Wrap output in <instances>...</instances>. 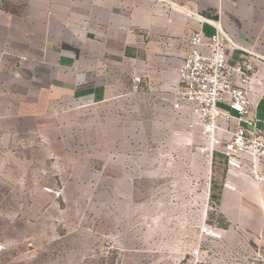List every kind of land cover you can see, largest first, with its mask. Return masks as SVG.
I'll return each instance as SVG.
<instances>
[{
	"label": "rangeland",
	"instance_id": "obj_1",
	"mask_svg": "<svg viewBox=\"0 0 264 264\" xmlns=\"http://www.w3.org/2000/svg\"><path fill=\"white\" fill-rule=\"evenodd\" d=\"M0 0V264H264L213 204L200 129L151 96L74 100L5 48Z\"/></svg>",
	"mask_w": 264,
	"mask_h": 264
},
{
	"label": "crops",
	"instance_id": "obj_2",
	"mask_svg": "<svg viewBox=\"0 0 264 264\" xmlns=\"http://www.w3.org/2000/svg\"><path fill=\"white\" fill-rule=\"evenodd\" d=\"M15 1L22 8L5 14V48L53 88L97 104L137 94L170 105L191 35L221 26L256 57L252 89L264 129V0ZM227 54L236 61L245 53L229 47ZM225 180L224 173L215 186L212 178L213 204L231 226L264 242V186L243 177L226 189Z\"/></svg>",
	"mask_w": 264,
	"mask_h": 264
},
{
	"label": "built area",
	"instance_id": "obj_3",
	"mask_svg": "<svg viewBox=\"0 0 264 264\" xmlns=\"http://www.w3.org/2000/svg\"><path fill=\"white\" fill-rule=\"evenodd\" d=\"M212 26L214 34L196 31L189 39L190 50L177 69L172 111L202 131L206 147L201 152L212 170L217 154L225 158L226 189L243 177L264 186V129L252 89L256 57L240 49L221 26ZM229 47L246 55L232 61ZM140 82L134 78L135 90Z\"/></svg>",
	"mask_w": 264,
	"mask_h": 264
}]
</instances>
